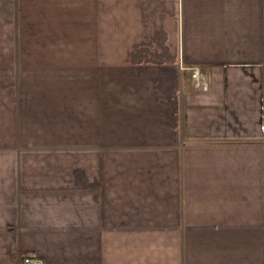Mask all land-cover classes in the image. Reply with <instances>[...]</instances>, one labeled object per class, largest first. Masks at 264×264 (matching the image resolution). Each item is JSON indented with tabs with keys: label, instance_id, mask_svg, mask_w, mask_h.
I'll list each match as a JSON object with an SVG mask.
<instances>
[{
	"label": "crops",
	"instance_id": "1",
	"mask_svg": "<svg viewBox=\"0 0 264 264\" xmlns=\"http://www.w3.org/2000/svg\"><path fill=\"white\" fill-rule=\"evenodd\" d=\"M25 255L264 264V0H0V264Z\"/></svg>",
	"mask_w": 264,
	"mask_h": 264
},
{
	"label": "built area",
	"instance_id": "2",
	"mask_svg": "<svg viewBox=\"0 0 264 264\" xmlns=\"http://www.w3.org/2000/svg\"><path fill=\"white\" fill-rule=\"evenodd\" d=\"M193 88L198 92L209 90L208 80L205 73L199 67L190 68ZM21 264H44V261L36 255H25Z\"/></svg>",
	"mask_w": 264,
	"mask_h": 264
},
{
	"label": "rangeland",
	"instance_id": "3",
	"mask_svg": "<svg viewBox=\"0 0 264 264\" xmlns=\"http://www.w3.org/2000/svg\"><path fill=\"white\" fill-rule=\"evenodd\" d=\"M207 92V91H206Z\"/></svg>",
	"mask_w": 264,
	"mask_h": 264
}]
</instances>
